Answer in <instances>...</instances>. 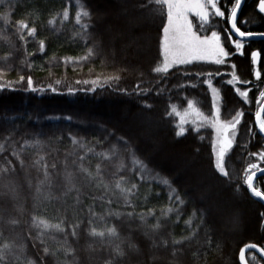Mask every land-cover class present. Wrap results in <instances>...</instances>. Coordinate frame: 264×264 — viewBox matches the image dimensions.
I'll return each mask as SVG.
<instances>
[{
  "label": "trees",
  "instance_id": "16d2710c",
  "mask_svg": "<svg viewBox=\"0 0 264 264\" xmlns=\"http://www.w3.org/2000/svg\"><path fill=\"white\" fill-rule=\"evenodd\" d=\"M224 2L230 7V0ZM81 3L91 14L87 41L75 35L80 29L74 24L77 9L70 0H4L0 4V15L9 13L10 19L7 26L0 20V73H3L5 81H12L16 89L0 91V144L4 145V150L0 152V165L7 166V161L10 160L15 168L14 171L0 173V230L3 232L0 244L15 242L26 246L23 252H17L19 259L8 256L4 264H27L28 260L35 261V264H108L109 261L112 264H173L164 259L178 262L177 264H218L216 254L219 253L222 236L218 237L213 231L202 202L194 199L198 191L194 192L183 184L168 160H157L148 153L147 142L137 133L138 129L142 131L143 128L153 127L159 133H165L168 140L163 141V147L169 149L171 146L172 150L178 152L169 151L174 154L167 159L183 158L188 154L195 157L197 163L193 164L194 167L190 166V169L196 171L193 168L202 167L197 170L198 174L203 176V171L208 172L216 184L222 185L233 197L246 200L251 207L247 211L258 218L256 232L259 236L238 245L235 253L230 254L232 264H239L238 251L242 245L254 243L264 248V205L250 194L242 182L243 170L247 164L257 162V158L250 157L248 153L264 149V138L255 125L256 101L259 90H263L264 86V40L244 41V55H232L224 65L196 61L171 70L162 79L152 69L163 59L161 40L166 14H152L151 8L147 6L148 0H81ZM257 3L258 0L243 1L238 13V26L242 31L264 32V14L258 13ZM64 7H70L69 21L61 26L57 18L55 26L48 25L47 21ZM119 9L132 15H140L144 19L142 25L151 30V54L135 70L131 69L135 55L129 50L130 44L126 37L117 35L108 39L110 30L106 29L112 27L114 30L120 19L117 18L114 23L116 27L111 25V21L107 22V19L102 20L100 25L97 23L98 11ZM20 20L26 21L29 26H33L35 21L37 28L34 38L27 37L26 32L24 33L26 43L19 39L16 28V22ZM192 20L200 35H209L212 30H216L221 32L223 38L226 35L224 30L230 29L226 17L213 18L210 26L203 30L198 27L196 18ZM40 40H44L46 44L43 53L39 52ZM108 40L118 48L116 51L113 47V52L116 51L117 55L106 54L105 43ZM226 47L234 52L231 45L226 44ZM88 48H94L96 54L87 61H79L80 57L86 55ZM254 50L261 53L257 65L251 63L250 54ZM147 51L146 47L145 53ZM28 53L33 55L29 56ZM5 57L8 59H4ZM68 58H76L77 62L66 63ZM122 61L126 64L123 69L119 67ZM233 64L236 65L235 69L231 67ZM257 70L261 72L259 81L254 76ZM216 71L222 73L221 76L212 77V86L220 90L217 106L220 107L221 119L230 120L238 110L244 112L234 147L225 157V167L230 179L222 177L214 167V131L210 127H202L197 132L193 125L186 124V133L177 136L175 124L179 122L178 117L167 115L170 104L176 105L183 112L188 100L196 101V107L201 112L211 115L212 94L208 85L203 83L208 77H185L183 73L206 74ZM233 72L240 81L251 83L245 85L237 82L235 86L227 84L226 81L232 79ZM113 74L120 76L118 82L97 87L94 92L87 91L91 88L90 84L76 83ZM20 76H24L25 81L16 83ZM29 76L32 77L34 86L45 90H26ZM56 80L61 83L55 84ZM157 81L160 83L157 84ZM50 84L57 88V92L48 88ZM137 84L151 91L146 95H138ZM180 84H195L196 87H175ZM68 87L76 91L69 94ZM236 87L242 91L249 87L252 89L247 102L235 92ZM161 88L165 89L163 94L156 95ZM145 104L151 105V108L145 107ZM249 128L255 133L254 136L249 135ZM6 137L10 139H5ZM73 137L85 147L74 145L71 139ZM120 138L127 141V145L121 143ZM36 141L40 142L39 145ZM112 145L117 146L119 153L111 159L96 155L109 150ZM89 148L93 151L88 152ZM127 149L133 151L150 170V174H145L144 181H140L138 175H133ZM14 150L23 160V167L11 155ZM81 156L84 157L83 161L79 159ZM41 157V163L36 164L35 161ZM121 161L126 167L118 171ZM81 163L94 175L96 166L99 165V178L89 180L79 171ZM44 165H47L49 179L41 186L38 194L37 186L45 179ZM261 167H264V162H261ZM66 173L73 174L71 184L65 179ZM121 177L128 181L123 187H131L133 183L138 186L135 195L129 197L132 206H125L124 197L115 189V181ZM160 178L170 181L172 188L183 199V205L169 201L170 190L157 182ZM257 183L264 188V175L258 177ZM9 184L16 187L15 199L5 187ZM98 184L101 186L98 187ZM103 184L109 185V189L106 190ZM109 200L112 201L111 204L108 203ZM168 207L179 210L163 217L162 210ZM90 209L96 216L91 215ZM150 209L154 215H146L142 221L140 214H147ZM193 211L197 215L189 227L185 221ZM129 212L133 215L128 216ZM115 213L121 215L116 216ZM33 215L53 224L63 221L61 226L68 232V245L74 249V255H64L61 247L65 240L63 233L49 230L43 234L42 243L40 230L31 225ZM100 216L104 219L100 220ZM11 219L19 220V225L12 226L9 223ZM89 219L93 221L91 226ZM158 221L161 227L153 231L152 226ZM77 223L80 225L78 237H73L71 226ZM90 227H96L98 231L115 227L118 235L108 237L106 233L104 238L91 237L88 235ZM193 229L197 230V235L191 241L175 247L172 245V240L189 235ZM163 241H168L167 245ZM225 243L228 244L227 241ZM116 245L124 251L123 257L116 256ZM45 247L49 249V253L56 254L45 255ZM247 261L249 264H264L253 252L247 253Z\"/></svg>",
  "mask_w": 264,
  "mask_h": 264
},
{
  "label": "snow or ice",
  "instance_id": "6c2138e0",
  "mask_svg": "<svg viewBox=\"0 0 264 264\" xmlns=\"http://www.w3.org/2000/svg\"><path fill=\"white\" fill-rule=\"evenodd\" d=\"M4 0H0V4H3ZM70 3H74L76 6V11L74 14V24L78 26L80 29L79 32L75 33V35L80 36L81 38L87 41V32L90 28V17L91 14L81 3V0H70ZM243 0H230V7L228 3L224 2V0H148V7L151 8L152 14H166L167 22L163 25V38L161 40V54H162V62L157 64L152 72L161 76L162 79L166 78L171 70L178 69L181 65H189L196 61H205L210 62L216 65H224L226 60L235 54L244 55L245 43L244 41L248 38H254L260 36L264 38V32H252V31H242L241 27L238 26V13L242 7ZM259 14H264V0H258L256 5ZM227 13V16H226ZM198 18V27L200 29H205L210 26V21L213 18H225L227 22L230 24V29H225L226 35L222 38L221 32L212 30L210 35H200L196 30L197 25L193 24V20L190 17ZM57 18H59L60 25L63 26L70 19V7H64L61 12L53 15L48 21L47 24L50 26H55L57 22ZM38 20L39 17L37 16ZM0 20L3 21L5 26L9 25V13H4L0 15ZM246 23V21L244 22ZM16 28L19 34V39L26 43L25 32L27 37L34 38L37 34V28L35 27V21L33 22V26H29L26 21L20 20L16 22ZM236 37V38H233ZM226 44L231 45L234 49V52H230L229 48L226 47ZM45 41H39V52L43 53L45 51ZM95 49L88 48L86 55L79 58V61H87L90 57L94 56ZM29 56L33 55L32 53H28ZM251 63L252 65H257L260 61L261 53L259 51L251 52ZM4 59H8L5 57ZM77 62L76 58H68L65 62ZM29 67H31L29 65ZM235 69L236 65L233 64L231 66ZM183 75L185 77H189L195 75L196 77H201L206 75L208 78L203 80V83L207 84L211 94H212V114L205 115L200 111L198 107H196V101L188 100L187 108L181 112L176 105H169L170 111L167 112L169 117L175 116L178 117V123L175 124L176 135L182 136L186 133L187 128L186 124H191L194 126L195 131H199L202 127H210L215 132V139L213 142V153L215 155V169L216 171L224 178L230 179V174L225 167V157L230 153L233 149L234 144L236 142V137L238 134V126L241 124V121L244 117V112L242 110L236 111L235 115L231 117L230 120L221 119L220 107L217 106V96L220 93V90L212 86V77L213 76H221L222 73L219 71L208 72V73H189L184 72ZM254 76L257 81L261 79V72L259 70L254 72ZM120 80V76L117 74L109 75L106 77H97L91 81H77V84H90L91 88L87 89V91H96L97 87H103L106 84L116 83ZM25 81L24 76L19 77V81L16 83H21ZM27 89L31 92H43L45 89L34 86V81L31 76L27 77ZM239 82L245 85H249L250 81H240L239 77L235 72L232 73V79L226 81L227 84L235 86V84ZM61 83L60 80H56L55 84L59 85ZM157 84L160 81L156 82ZM196 87L195 84L186 85L180 84L175 87L185 88V87ZM48 88L51 89L52 92H57V88L53 85H48ZM8 89L10 91H15L16 89L13 87L12 81H5L3 79V73H0V91ZM83 90V89H81ZM252 89L249 87L247 90L242 91L239 87L235 88V92L245 101L249 100V92ZM76 89L72 87H68V93L72 94ZM151 89L142 88L139 84L136 86V92L138 95H146ZM165 89L161 88L156 92V95H161ZM257 111L255 112V125L259 130L260 134H264V90H259V96L257 98ZM145 107L151 108V105L145 104ZM71 119V117H68ZM249 135L254 136L255 133L251 128H249ZM5 139H10V137H6ZM72 143L74 145L79 144L81 148H84L85 145L79 142L76 138H71ZM120 142L124 145H127V141L120 138ZM39 145V141L35 142ZM27 144V141L25 142ZM4 150V145L0 144V152ZM88 152H92L93 149H87ZM119 153V149L116 145H112L111 148L107 151H102L96 153L97 156L102 157L104 159H111L112 156H115ZM12 156L16 157L19 160L21 167H23V160L20 159L19 153L15 150L11 153ZM127 155L131 164V171L133 175H138V179L140 181H144L145 174H150V170L147 165L138 158L133 151L127 149ZM250 157L257 158V162L252 163L249 162L247 167L243 170L242 182L243 185L246 186L247 190L253 197L259 198L264 201V188L258 186V175H264V167H261V162H264V149H261L258 152H250L248 153ZM81 161L84 160V157H79ZM43 160V157L36 160V164H40ZM125 164L123 161L118 166V171L125 169ZM9 170L14 171L15 168L11 164V161H7V166L0 165V173H8ZM80 172L84 173L89 180H95L99 178L100 174V166H96L95 175L93 172L89 171L88 168L84 167L81 163ZM44 177L43 181H40V184L37 186V193H40L41 186L48 181L49 174L47 171V165H44ZM65 179L69 184L72 183L73 174L66 173ZM102 180V178H101ZM158 183L163 184L169 188L168 198L169 201H174L178 205H183V199L177 194V190L172 188L170 181L167 178H160L157 180ZM128 183L124 177L115 181V189L120 192V194L124 197L125 206H132L129 197L135 195L138 190L137 184H131V187H123L124 184ZM98 187L101 185H97ZM106 190L109 189V185H102ZM7 191L12 194L15 199L16 187L13 184L5 185ZM78 199V198H77ZM109 204L112 203L111 200L108 201ZM178 208L168 207L162 210V216L168 217V215L174 211H178ZM92 216H96L95 213L89 210ZM112 215V213H109ZM116 216H120L121 213H115ZM128 216H132L133 213H127ZM146 215H154V212L150 209L147 214L141 213L140 219L142 221L145 220ZM196 212L193 211L191 216L185 221V224L191 227L193 221L196 219ZM100 220H103L104 217L100 216ZM9 223L12 226H18L19 220L11 219ZM63 221L60 223H49L46 219L39 218L36 215L31 217V225L33 228L40 230V239L43 243V234L49 230H55L56 232L63 233L65 235V240L62 242V250L65 256L69 254L74 255V249L68 245L67 241V230L62 227ZM89 225L91 226L93 221L89 219ZM80 225L79 223L71 226V235L73 237H78V229ZM161 225L159 221L152 226V230L156 231L160 229ZM199 225L197 226L198 229ZM108 237H116L118 235L115 227L107 228L106 230L98 231L96 227H90L88 235L91 237H100L104 238ZM197 235V230L193 229L191 233L187 236L182 237L179 240H172V245L178 246L183 244L185 241H191ZM3 236L2 230H0V237ZM165 245H167L168 241H163ZM25 245L23 243L16 244L15 242H4L0 244V264H4L8 256H12L15 259H19L17 256V252H23L25 249ZM257 249V245L250 244L246 245L244 248L240 250V260L243 262L245 259V251ZM59 251V249L57 250ZM261 252H264V249H260ZM45 255L52 254L55 255V252L49 253V249L47 247L44 248ZM115 254L117 257H123L125 255L124 251L120 248L119 245L115 246ZM43 260V258H41ZM27 264H35V261L28 260ZM108 264H112L111 261Z\"/></svg>",
  "mask_w": 264,
  "mask_h": 264
},
{
  "label": "rangeland",
  "instance_id": "374dc122",
  "mask_svg": "<svg viewBox=\"0 0 264 264\" xmlns=\"http://www.w3.org/2000/svg\"><path fill=\"white\" fill-rule=\"evenodd\" d=\"M97 14L98 25H100L102 20L107 19V22L111 21V25L115 26L114 23L117 21V18L120 19V23L117 21L118 25H116L117 27L115 26L116 28H114V30L112 27L106 30H110L108 39L117 35H120L121 37L124 35L126 37L127 43L130 44L129 50L133 55H135V58H133L134 60L132 59L133 65L131 66V69H137L141 62L143 63L148 60L152 51L150 48L151 43L149 42L151 39V30L142 25V20L144 19L140 15H132L123 9H119L118 11L103 10L101 12L98 11ZM116 14L119 15L116 16ZM190 18L192 19L196 17L193 16ZM196 20H198V18H196ZM118 27L120 28L116 31ZM105 45L107 46L106 54L112 55L114 53V45L110 42V40H108ZM146 47L148 51L145 53ZM114 48L117 51L118 48ZM116 51L114 54L117 55ZM125 65L126 64L122 61L119 67L123 69ZM216 99L218 102V96ZM127 122L130 123L129 121ZM137 133H139V137L143 138L147 142L148 153H150L152 156H155L157 160H160V158L164 161L168 160L171 163L170 165L176 170L177 174H179V177H181L183 184L187 185V187L194 192L198 191V194L194 199L202 202L208 214L210 223L212 224L213 231L216 232L218 237L222 236L221 241L219 242V253L216 254L218 264H232L230 254L235 253L238 245L245 240H251L253 237L255 238L256 235L259 236V234L256 232L258 228V218L255 217L253 215L254 213L251 211H247V209L251 208L247 201L243 200L241 197H233L227 190L225 191L221 187L222 185L218 183L216 184V182L209 176L208 172L203 171L205 173L203 176L202 174H198L197 170H201L202 167H200V169L193 168L197 169L196 171L190 169V166L194 167L193 164L197 163L195 157H192L188 154L182 156L183 158L171 157L170 159H167L168 156L174 154L169 151H177L172 150L171 146V149H166L163 147V141L168 140L164 135V132L159 133V131L155 130L153 127L151 129L143 128L142 131L141 129H138ZM214 139L215 132L213 134V142ZM242 235L245 237L242 238ZM231 240H233V242H231ZM225 241H227L228 244L225 243ZM164 260L167 263H178L171 260Z\"/></svg>",
  "mask_w": 264,
  "mask_h": 264
},
{
  "label": "water",
  "instance_id": "95a60500",
  "mask_svg": "<svg viewBox=\"0 0 264 264\" xmlns=\"http://www.w3.org/2000/svg\"><path fill=\"white\" fill-rule=\"evenodd\" d=\"M244 1V0H243ZM243 4V3H242ZM229 28H230V24H229ZM236 38V37H235ZM264 40V38H262V37H260V36H257V37H254V38H248V39H246L245 41H250V40ZM254 51H257V50H254ZM257 128V127H256ZM257 130H258V128H257ZM258 132H259V130H258ZM260 134V133H259ZM263 138H264V134H260ZM260 176H263V175H258V177H260ZM263 205H264V201H262V200H260L259 198H257ZM250 244H254V243H246V244H244V245H242L241 247H240V249H239V251H238V262H239V264H249L248 263V261H247V258H246V255H247V253L248 252H253L254 254H256L260 259H262L263 261H264V252H261L260 251V249H263L261 246H259V245H257V244H255V245H257V249H253V250H246L245 251V259H244V261L242 262L241 260H240V250L242 249V248H244L246 245H250Z\"/></svg>",
  "mask_w": 264,
  "mask_h": 264
},
{
  "label": "flooded vegetation",
  "instance_id": "af4514ba",
  "mask_svg": "<svg viewBox=\"0 0 264 264\" xmlns=\"http://www.w3.org/2000/svg\"><path fill=\"white\" fill-rule=\"evenodd\" d=\"M263 248V247H262ZM264 249V248H263ZM246 258H247V255H246Z\"/></svg>",
  "mask_w": 264,
  "mask_h": 264
}]
</instances>
